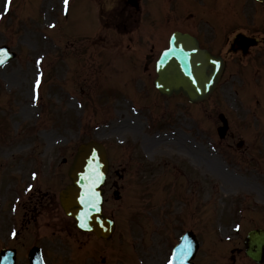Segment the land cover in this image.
<instances>
[{
	"label": "rangeland",
	"instance_id": "1",
	"mask_svg": "<svg viewBox=\"0 0 264 264\" xmlns=\"http://www.w3.org/2000/svg\"><path fill=\"white\" fill-rule=\"evenodd\" d=\"M130 2L70 0L64 13L63 0H0V45L16 53L0 68V209L8 213L0 214V247L18 249V264H28L20 254L30 241L41 243L49 264H98L99 252L88 249L102 241L75 228L57 192L68 180L77 145L99 139L117 168L104 207L116 221L101 244L109 252L107 264H162L176 233L194 227L207 242V225L233 249L209 258L200 250V263L250 264L239 242L242 230L264 226V3L152 0L156 9L146 13L149 0H138L141 12L134 13ZM129 20L130 37L116 28ZM175 29L198 34L227 61L217 89L203 102L160 97L152 89L153 61ZM236 33L257 44L246 54L230 52ZM37 79L41 84L34 87ZM136 103L147 109L133 116L129 105ZM219 113L233 137H218ZM148 115L170 130L176 124L182 151L160 145L164 152L151 161L139 136L129 141L133 147L116 146L124 135L115 127L124 118L143 128ZM115 180L123 187L119 201L110 188ZM225 213L220 229L215 220ZM10 221L20 228L14 240L7 239ZM238 223L240 232L233 234ZM214 249H221L217 240Z\"/></svg>",
	"mask_w": 264,
	"mask_h": 264
},
{
	"label": "water",
	"instance_id": "2",
	"mask_svg": "<svg viewBox=\"0 0 264 264\" xmlns=\"http://www.w3.org/2000/svg\"><path fill=\"white\" fill-rule=\"evenodd\" d=\"M171 42L172 47L164 50L156 63L158 87L167 93L182 90L191 100L204 98L216 84L222 71V60L198 49L186 35L175 33ZM98 161L102 163L100 147L92 142L82 145L69 173L73 185L67 186L60 194L65 212L74 217L79 215L84 223L92 224L96 230L98 227L94 220L97 217L93 214L98 211L88 201L86 191L90 183L93 184L92 189L97 187L98 177L94 172L88 175L86 171ZM250 255L257 258V253L250 252Z\"/></svg>",
	"mask_w": 264,
	"mask_h": 264
},
{
	"label": "snow or ice",
	"instance_id": "3",
	"mask_svg": "<svg viewBox=\"0 0 264 264\" xmlns=\"http://www.w3.org/2000/svg\"><path fill=\"white\" fill-rule=\"evenodd\" d=\"M64 2H65V5H67L68 0H64ZM9 3H10V0H9ZM6 7H7V5H6ZM0 63H3V61H0ZM39 83H40V81H39V79H37V82H36L37 87H39ZM33 178H35V177H33ZM169 264H172V261L171 260L169 261Z\"/></svg>",
	"mask_w": 264,
	"mask_h": 264
},
{
	"label": "bare ground",
	"instance_id": "4",
	"mask_svg": "<svg viewBox=\"0 0 264 264\" xmlns=\"http://www.w3.org/2000/svg\"><path fill=\"white\" fill-rule=\"evenodd\" d=\"M167 40H168V36H167ZM161 49V48H160ZM160 51V50H159ZM159 55V54H158ZM152 68H154V62H153V64H152Z\"/></svg>",
	"mask_w": 264,
	"mask_h": 264
}]
</instances>
